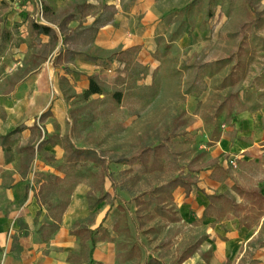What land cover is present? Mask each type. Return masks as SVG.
<instances>
[{"label":"crops","instance_id":"1","mask_svg":"<svg viewBox=\"0 0 264 264\" xmlns=\"http://www.w3.org/2000/svg\"><path fill=\"white\" fill-rule=\"evenodd\" d=\"M6 1L8 12L0 22V41L9 39L13 25L27 37L10 52L0 53V264H121L113 206L98 196V190L89 206V196L100 168L106 173L103 191L112 198L108 176L117 166L130 168L129 158L124 154L109 162L97 147L73 145L62 129L66 103L52 91L58 87L59 69L65 63L53 65L48 57L52 52L44 54L38 64L32 61L37 50L60 44L64 51L67 41L77 38L67 33L81 29L92 33L86 44L90 55L97 57L90 65H78L71 74L81 90L88 87L89 76L101 88L113 84L116 77L123 84L133 80L131 84L144 88L154 83L157 74L183 75L190 69L198 77L195 84L202 82V87H185L182 81L177 91L183 97L187 135L204 134L211 143L205 145L209 163H195L183 171L187 178L176 175L156 188L171 193L173 214H165L159 206L162 200L154 210L177 227L173 247L178 254L163 264H264V99L250 101L245 94L228 91L214 112L223 113V119L207 136L206 120L198 106L211 95V80L225 58L222 52L217 56L207 53L201 60L194 55L209 42L208 27L199 28L201 20L197 19L190 33L168 40L172 28L165 26L160 0H135L129 6V17L115 13L113 22L100 25H96V15L80 18L73 4L92 6L96 0H41L40 6L34 0ZM4 6L0 4V9ZM213 13L203 15L204 19ZM34 25L47 31H38ZM117 51L127 57L112 58L102 69L104 59ZM56 55L57 51L52 58ZM168 64L171 69L166 70ZM234 72L232 68L225 78L234 77ZM121 99V92L119 102L110 98L117 105ZM119 108L125 122H131L134 116L129 108ZM159 146L148 147L147 152L143 149L138 155L140 163H145L144 154ZM68 147L90 150L99 161L70 163Z\"/></svg>","mask_w":264,"mask_h":264},{"label":"rangeland","instance_id":"2","mask_svg":"<svg viewBox=\"0 0 264 264\" xmlns=\"http://www.w3.org/2000/svg\"><path fill=\"white\" fill-rule=\"evenodd\" d=\"M96 1L92 6L81 2L73 4L77 7L80 18L96 15V25H100L113 22L115 13L120 17H129V6L135 0ZM110 1L120 3V6L105 3ZM160 1L164 9L165 26L172 28L166 36L168 40L181 33H190L192 26L200 19L199 28L208 27L209 36L206 39L209 42L194 51V55L199 60L210 52L213 56L221 52L225 55L219 62V73L211 80V95L205 104L198 106V111L206 120L207 136H210L211 130L223 119V113L214 115L215 107L228 91H238L242 97L245 94L250 101L264 99V0H212L209 7L214 13L206 19L203 15H206L208 0H198L188 9L183 5L190 0ZM0 4H6L0 9L1 22L8 10L6 0H0ZM10 34L8 40L0 41V53L5 50L10 52L17 47L18 41L27 37L22 36L23 33H20L16 25L10 27ZM67 34L68 37L77 38L68 40V46L63 47L64 51L58 44L56 48L37 50L35 59L32 60L38 64L44 54L52 52L48 57L53 65L65 63L64 68L59 69L58 87L55 90L52 88L53 93L57 91L66 103L63 134H69L73 145L97 147L100 156H106L105 160L109 162L126 154L129 158L127 164L131 166L128 169H119L117 166L108 176L112 198L103 191L102 176L106 173L99 168L93 193L90 191L89 206L93 205L96 190L99 192L98 196L105 199V203L113 206L118 218L116 227L119 233L116 242L121 264H163V260L171 262L178 254L177 247H173L176 235L173 231L177 227H172L166 218L160 217L154 207L159 204L158 200H162L159 206L170 216L173 214V207L170 205L172 195L156 188L176 175L187 178L182 174L183 171L195 163H209L206 160L208 157L205 145L211 143L205 139L204 134H192L191 137L187 135L184 130L187 121L182 115L183 97L177 91V86L182 81L185 87L190 84L202 87V82L195 84L194 80L198 77L192 69L186 70L183 75L171 72L168 75L157 74L154 83L144 88L131 84L133 80L123 84L120 77H116L113 84L103 85L104 95L93 94L85 98L82 96L84 90L80 89L78 82L73 81L71 74L78 65H90L97 59L90 55L92 51L86 44L92 33L81 29ZM31 45L29 40L28 47L32 50ZM208 48L209 51L205 52ZM77 49L80 52H76ZM56 51L57 55L52 58ZM123 57H127L126 53L117 51L110 54L104 59L102 69L107 68L112 58ZM165 68L171 69V64ZM232 68H235L234 77L226 79L225 75ZM134 72L132 71V75ZM231 80H235L233 85L230 84ZM113 91L121 92L119 105L129 108L134 116L131 122L127 123L128 119L125 122L122 109L110 100L108 93ZM55 129L59 130L57 124ZM156 144L160 145L159 148L155 152L144 154L145 163L141 164L139 153L143 149L147 152L148 147ZM88 165L94 166L90 162ZM198 234L196 232L195 237ZM183 242L187 243V239Z\"/></svg>","mask_w":264,"mask_h":264},{"label":"trees","instance_id":"3","mask_svg":"<svg viewBox=\"0 0 264 264\" xmlns=\"http://www.w3.org/2000/svg\"><path fill=\"white\" fill-rule=\"evenodd\" d=\"M198 0H191L188 4H186L184 6L185 9H188L189 7L195 5V3H197ZM212 0H208V8L207 10H205V14L206 16L211 15L212 10H210L209 4ZM34 28H37L38 31H43L46 32L47 29L43 26H37L34 25ZM232 74V72H229V77H231L230 75ZM232 81V80H231ZM103 93V89L101 88V86L99 85L98 81L96 80V78L94 76H89L88 77V87L83 91L82 96L83 97H88L92 94H102ZM110 98L112 100H114L115 102H119L120 99V92H113L112 94H110ZM67 156H66V160L70 163H78V161L80 159L86 160V159H91L92 161H97L98 158L95 156H91V154L93 152H91L90 150H83V149H73L71 147L67 148ZM99 161V160H98ZM186 189V188H185Z\"/></svg>","mask_w":264,"mask_h":264},{"label":"built area","instance_id":"4","mask_svg":"<svg viewBox=\"0 0 264 264\" xmlns=\"http://www.w3.org/2000/svg\"><path fill=\"white\" fill-rule=\"evenodd\" d=\"M14 1H19V0H14ZM34 1L40 6V4H41V0H34ZM231 164H232L233 166H235V164H234V160L231 161Z\"/></svg>","mask_w":264,"mask_h":264}]
</instances>
